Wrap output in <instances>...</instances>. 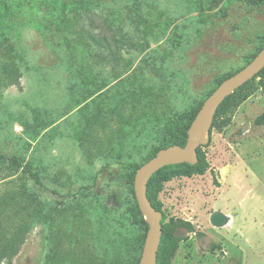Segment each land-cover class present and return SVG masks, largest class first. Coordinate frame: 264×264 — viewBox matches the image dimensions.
<instances>
[{
    "label": "rangeland",
    "instance_id": "obj_1",
    "mask_svg": "<svg viewBox=\"0 0 264 264\" xmlns=\"http://www.w3.org/2000/svg\"><path fill=\"white\" fill-rule=\"evenodd\" d=\"M34 1L0 0V153L44 183L33 189L0 164V264H138L144 228L130 187L112 174L166 150L168 120L253 61L264 4L87 0L61 15ZM245 94L228 124L205 137L209 169L174 175L158 196L166 223L196 229L172 264H264L258 80ZM215 212L227 225L212 224Z\"/></svg>",
    "mask_w": 264,
    "mask_h": 264
},
{
    "label": "trees",
    "instance_id": "obj_2",
    "mask_svg": "<svg viewBox=\"0 0 264 264\" xmlns=\"http://www.w3.org/2000/svg\"><path fill=\"white\" fill-rule=\"evenodd\" d=\"M63 1V2H62ZM87 0H35L34 3L37 5L38 12L45 11V6H55L58 8L60 14H67L68 12H76L79 9L85 8L87 5ZM246 2L252 6L257 7L264 4V0H246ZM262 42L258 47L257 51L251 55V60L258 55V53L264 48V36L261 38ZM99 43V42H98ZM99 45V44H98ZM236 74V73H235ZM234 74H229L222 78L219 82L221 85L225 80L232 77ZM258 80L259 86L264 93V69L251 81L247 82L245 85L237 89L231 96L225 99V101L218 108L212 128L209 132V139H211V133L214 128H220L225 126L230 121V115L233 113V108L242 103L248 96L245 94L247 87ZM211 96V95H210ZM209 96V97H210ZM207 97V98H209ZM204 101L198 102L194 105L189 112L179 114L174 118L168 120V122L161 129V137L163 142V147L165 149L170 148L172 146H179L181 148H185L188 142V131L190 129L191 124L195 120L198 112L202 108ZM255 124L258 127L264 128V111L257 116L255 119ZM205 145V144H204ZM204 145H200L197 149L198 151V162L195 165H190L187 163L170 165L160 169L155 175L150 179L147 186V194L148 198L151 201L153 207L161 212V203L158 200V196L162 191L164 183L168 182L174 175H182V176H193V175H203L208 169L209 164L206 159V155L203 152L202 148ZM0 164H6L10 169L19 173L21 178L24 180H30L33 186V189H40L44 187V183L40 175L33 170V168L29 165H25L23 161L14 156H8L0 153ZM137 170L132 173H122L119 175H113L112 178L127 185L130 187L132 195L134 196V200L136 203L135 209L133 211L134 215L138 216L140 219V223L144 228V235L141 242L140 248V257L138 264H140L141 256L143 253L145 241L147 235L150 231V225L145 220L135 194V177ZM113 201L116 203V206L120 205L117 196L111 197ZM109 198L108 200H110ZM166 217L163 215L162 220V238L157 256V264H172L173 259L175 258L180 242L183 239L177 238L175 233L178 229H184L188 231V233L196 232L195 227L189 221H185L182 219L171 220L169 222H165Z\"/></svg>",
    "mask_w": 264,
    "mask_h": 264
},
{
    "label": "water",
    "instance_id": "obj_3",
    "mask_svg": "<svg viewBox=\"0 0 264 264\" xmlns=\"http://www.w3.org/2000/svg\"><path fill=\"white\" fill-rule=\"evenodd\" d=\"M264 69V48L246 67L228 78L213 94L204 102L195 120L188 131V142L185 148L172 146L159 152L154 158L141 166L135 177V194L139 208L150 225L140 264H157V256L161 243L163 228V213L157 211L148 198L147 186L150 179L160 169L187 163L195 165L198 162V147L206 143L205 137L209 134L215 114L226 98L231 96L237 89L254 79ZM211 222L216 227L227 225L228 218L222 212H215L211 216ZM188 231L178 229L175 233L177 238L182 239Z\"/></svg>",
    "mask_w": 264,
    "mask_h": 264
}]
</instances>
